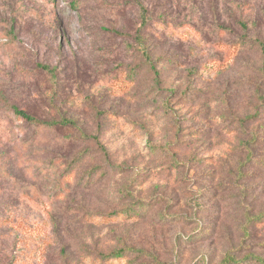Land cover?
Masks as SVG:
<instances>
[{"label":"rangeland","instance_id":"rangeland-1","mask_svg":"<svg viewBox=\"0 0 264 264\" xmlns=\"http://www.w3.org/2000/svg\"><path fill=\"white\" fill-rule=\"evenodd\" d=\"M245 35L264 40V0H0V264L264 258V55L235 51Z\"/></svg>","mask_w":264,"mask_h":264},{"label":"trees","instance_id":"trees-1","mask_svg":"<svg viewBox=\"0 0 264 264\" xmlns=\"http://www.w3.org/2000/svg\"><path fill=\"white\" fill-rule=\"evenodd\" d=\"M140 9L142 12V26L140 28V31L145 28L148 23H149V19L147 16V11L146 9L140 5ZM161 23H166L164 22V20H162ZM242 29L247 32V26H243ZM140 31L137 32L136 37H135V42L137 43V46L139 47V49L141 50L144 59L147 62V67L149 68L150 71H152L154 73V75L156 76V83L158 85H160V79H159V72L156 70L154 62H152V58L149 52V49L147 47V40L146 38H144L141 34ZM233 48L235 49V51L241 52L244 49H250L252 47H258L261 52L264 55V40H259V39H248V37L245 35L244 37H241V40L237 41L236 43L232 44ZM12 111H13V115L15 116L16 119L20 120V121H24V122H28L29 124L35 125L37 127H43V126H59V125H64V126H68V124L70 122L66 121V122H60V121H53V122H43L41 120H39L38 118L34 117L33 115L27 113L24 110H19L17 107H12ZM247 120V119H246ZM154 149H156L155 147H152ZM249 158H252V155L249 156ZM178 163H175V165H177ZM74 176V171L73 170H69V173L67 172V174H65V177L71 178ZM140 202V201H137ZM141 206H143L145 204V202H140ZM131 209H127V212H130ZM132 213V212H131ZM121 218V217H120ZM249 222H260V223H264V212L259 213L256 216H250L248 218ZM132 252L135 250H131ZM125 255V250H118V251H114L106 256H102L103 261L106 259H111L112 262L114 260H118L123 258ZM220 264H264V258H261L260 256L256 255V254H250L248 256H246L245 259L243 260H237V258H235V256H233L231 254V252L227 253L223 260L220 262Z\"/></svg>","mask_w":264,"mask_h":264}]
</instances>
